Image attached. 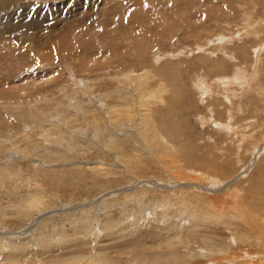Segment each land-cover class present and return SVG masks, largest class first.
Instances as JSON below:
<instances>
[{"label": "rangeland", "instance_id": "obj_1", "mask_svg": "<svg viewBox=\"0 0 264 264\" xmlns=\"http://www.w3.org/2000/svg\"><path fill=\"white\" fill-rule=\"evenodd\" d=\"M0 49V264H255L264 0H0Z\"/></svg>", "mask_w": 264, "mask_h": 264}, {"label": "bare ground", "instance_id": "obj_2", "mask_svg": "<svg viewBox=\"0 0 264 264\" xmlns=\"http://www.w3.org/2000/svg\"><path fill=\"white\" fill-rule=\"evenodd\" d=\"M234 2V1H233ZM197 5V4H196ZM204 5V4H203ZM208 5V4H207ZM76 7V6H75ZM198 9V8H197ZM200 10V9H199ZM213 10V9H212ZM127 12V11H126ZM196 12V11H195ZM212 12V11H211ZM137 13V12H136ZM190 13V12H189ZM222 13V12H221ZM226 13V12H225ZM197 14V13H196ZM202 14V13H201ZM132 15V14H131ZM190 15V14H189ZM199 15V14H198ZM137 16V15H136ZM201 17V16H200ZM127 18V17H126ZM126 18H124V19H126ZM79 19V18H78ZM150 23V22H149ZM109 24V23H108ZM149 25V24H148ZM117 26V25H116ZM161 26V25H160ZM110 28H111V26H110ZM113 29V28H112ZM115 29V28H114ZM131 29V28H130ZM112 31V30H111ZM137 31V30H136ZM128 32H126V34H127ZM129 34V33H128ZM216 34V33H215ZM78 35V34H77ZM130 36V35H129ZM79 39V38H78ZM75 42V41H74ZM90 42V41H89ZM91 43V42H90ZM93 43V42H92ZM146 46V45H145ZM1 50V49H0ZM96 54V53H95ZM116 55V54H115ZM6 60V59H5ZM223 63V62H222ZM220 66V65H219ZM119 74V73H118ZM125 74V73H124ZM129 76V75H128ZM126 79V78H125ZM203 83V82H202ZM203 89V88H202ZM142 93V92H141ZM143 94V93H142ZM146 95V94H145ZM142 98H144V97H142ZM142 98L140 99V100H142ZM145 99V98H144ZM180 102V101H179ZM230 102V101H229ZM125 104H128V103H125ZM124 104V105H125ZM119 105V104H118ZM122 108V107H121ZM184 108V107H183ZM129 109V108H128ZM179 109V108H178ZM121 112V111H120ZM173 116V115H172ZM231 116V115H230ZM231 118V117H230ZM99 119V118H98ZM117 121V120H116ZM257 121V120H256ZM246 123V122H245ZM228 127V126H227ZM231 127V126H230ZM97 130H98V128H97ZM101 130V129H100ZM102 131V130H101ZM233 132H235V131H233ZM96 136H98L97 134H95ZM93 136V135H92ZM111 140V139H110ZM167 140V139H166ZM179 140V139H178ZM116 142H117V140H116ZM115 142V143H116ZM240 143H242L241 141H240ZM113 144V143H112ZM118 143H116V145H117ZM108 145H109V143H108ZM233 145H234V143H233ZM257 146V145H256ZM114 147V146H113ZM152 147V146H151ZM158 147V146H157ZM247 147V146H246ZM258 147V146H257ZM225 148V147H224ZM232 148H235V147H232ZM239 148H240V146H239ZM228 150V149H227ZM233 150V149H232ZM232 150H230V151H232ZM236 150V149H235ZM234 150V151H235ZM161 151V150H160ZM117 152V151H116ZM119 155V154H118ZM126 155V154H125ZM183 156V155H182ZM185 156V155H184ZM186 157V158H185ZM184 158L185 159H188L187 158V156H185ZM182 158V157H181ZM191 160V159H190ZM207 161V160H206ZM180 162V161H179ZM209 162V161H208ZM211 162H213V160L211 161ZM183 163H184V161H183ZM188 164V163H187ZM184 165H185V163H184ZM192 165V164H191ZM195 165V164H194ZM131 166V165H130ZM101 167V166H100ZM187 167V166H186ZM185 168V167H184ZM101 169V168H100ZM186 169H188V168H186ZM194 169V168H193ZM98 166H97V171L96 172H98ZM195 170V169H194ZM94 171V170H93ZM186 173V172H185ZM201 174V173H200ZM204 174V173H203ZM100 177V176H99ZM236 179V178H235ZM264 180V179H263ZM257 181H259L258 182V185H257V187L258 188H261V189H264V184H262L261 183V181L260 180H257ZM235 182V181H234ZM197 186V185H196ZM238 189V188H237ZM251 190H256V187L254 188V187H251L250 188ZM249 190V189H248ZM142 191V190H141ZM146 191V190H145ZM244 191H247V190H244ZM229 193H231V194H233V192H232V190H228V194ZM247 193H248V198H250V199H252V193H250L249 191H247ZM36 195V196H35ZM35 195H32V196H28L29 198H27L26 197V199L25 198H23L24 199V202H25V204H28L31 208L33 207H39V206H42L43 204H44V199L43 198H41V196L39 195V196H37V194H35ZM130 195V194H129ZM140 196V195H139ZM142 196V195H141ZM33 197V198H32ZM131 197V196H130ZM134 197V196H133ZM242 197V196H241ZM124 198H126L127 199V197H124ZM184 198H186V197H184ZM231 198V197H230ZM230 198H229V200H230ZM125 199V200H126ZM168 199V198H167ZM243 199V198H242ZM128 200V199H127ZM246 200V199H245ZM20 201H22V199L20 200ZM156 202V201H155ZM239 202H241V200H239ZM168 203H169V201H168ZM242 203V202H241ZM170 204V203H169ZM234 205V204H233ZM262 205V212H263V214H264V201L263 202H261L260 204H259V207ZM241 206H244V204L243 205H241ZM256 206V205H255ZM242 208V207H241ZM231 209H233V210H236L237 211V213L239 214V215H243V214H245V219L246 220H242V224L241 225H238V227H240V228H245V229H243V230H239V229H236V228H232V233H233V235L236 237V240H237V242L238 243H240V245L242 244L243 246H248V247H253V245L252 244H250L249 242H248V239H249V231H251L252 229L251 228H253V229H255V228H257V231H258V233L259 234H263L264 235V230H262L260 227H262L263 229H264V219L263 220H260L261 218H259V217H257L256 215H254L252 212H246V211H244V210H241L239 207H237V206H235L234 208H231ZM218 210V209H217ZM216 210V211H217ZM220 210V209H219ZM218 212V211H217ZM219 213V212H218ZM233 213V212H232ZM231 213V214H232ZM228 214H230V213H228ZM234 214V213H233ZM222 215H223V218L224 217H226V216H228L227 214H220V216L219 217H222ZM195 216V215H194ZM198 216H201V215H198ZM89 217V216H88ZM191 217H192V215H191ZM236 217V218H235ZM235 218V220H234V223H236V224H238L237 223V220H238V218H237V216L235 215H233L232 217H231V219H234ZM69 219H70V221L72 222V224L74 225V226H79V224H77V222H76V219L73 217V216H71V217H69ZM81 224H82V226H80V227H77L76 229H84V231H90L89 229V226L91 225V223H92V220H91V218L90 219H88V218H83L82 219V216H81ZM198 219V218H197ZM225 219V218H224ZM228 219H229V217H228ZM239 220H241V218L239 219ZM198 221H200V220H198ZM220 221H222L221 219H220ZM229 221H230V219H229ZM233 223V224H234ZM246 223H247V225H246ZM38 226V225H37ZM81 232V231H80ZM86 233V232H85ZM43 234V233H42ZM35 235V234H34ZM48 235V234H47ZM46 235V236H47ZM54 235V234H53ZM52 235V236H53ZM41 236V235H40ZM48 237H51L50 235L48 236ZM40 238V237H39ZM1 239V238H0ZM17 239H19V237L17 238ZM41 239H44V240H47L48 238H46L45 239V235H42V238ZM41 239H39V240H36L37 241V243H38V241H41L40 242V244L42 243V241L43 240H41ZM50 239V238H49ZM21 240V239H20ZM19 241V240H18ZM26 241H27V239H26ZM36 241H35V244H36ZM48 241V240H47ZM1 242L2 241H0V246H1ZM45 242V241H44ZM43 242V243H44ZM12 243H14V241H10L9 242V244H11L12 245ZM24 243V242H23ZM46 243V242H45ZM15 244H17V240L15 241V243H14V245ZM231 244V243H230ZM259 244H260V246H257V245H255V247L256 248H259V250H260V252H263L262 254H259V253H257L256 251H255V253H256V255H258V256H255V260H254V263L255 264H264V239H263V237H260V242H259ZM14 245H13V247H14ZM37 245V244H36ZM39 245V244H38ZM19 247H21V246H19ZM23 247H24V245H23ZM3 248H5V246L3 247ZM15 248V247H14ZM228 248V247H227ZM8 249V248H7ZM10 250V249H9ZM12 250V249H11ZM14 250H16V249H14ZM227 250V249H226ZM238 250V249H237ZM228 251V250H227ZM11 252H13V251H11ZM18 252V251H17ZM20 252V251H19ZM20 253H22V252H20ZM9 254V253H8ZM246 254H247V252H246ZM248 255H250V254H248ZM260 255V256H259ZM14 256V255H13ZM19 256V255H18ZM240 256V255H239ZM239 256H237V257H239ZM251 256V255H250ZM176 257V256H175ZM236 257V259H237V261H238V263H236V264H240V263H243L242 262V259H244V256L242 257H240V258H237ZM251 257H253V256H251ZM169 258V257H168ZM254 258V257H253ZM252 258V259H253ZM170 259V258H169ZM176 259V258H175ZM174 259V260H175ZM178 259V258H177ZM176 259V260H177ZM248 259V258H247ZM172 261V260H171ZM184 261V260H183ZM244 261H246V263H249V262H247V260H244ZM251 262V261H250ZM168 263V262H167Z\"/></svg>", "mask_w": 264, "mask_h": 264}]
</instances>
